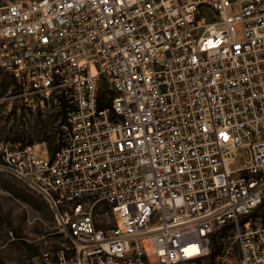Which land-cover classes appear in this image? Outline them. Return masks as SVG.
Instances as JSON below:
<instances>
[{"label": "built area", "instance_id": "obj_1", "mask_svg": "<svg viewBox=\"0 0 264 264\" xmlns=\"http://www.w3.org/2000/svg\"><path fill=\"white\" fill-rule=\"evenodd\" d=\"M0 70L64 103L51 155L0 141L69 243L61 264L191 263L229 224L239 263L264 264V226L240 220L264 198V0L8 1Z\"/></svg>", "mask_w": 264, "mask_h": 264}, {"label": "rangeland", "instance_id": "obj_2", "mask_svg": "<svg viewBox=\"0 0 264 264\" xmlns=\"http://www.w3.org/2000/svg\"><path fill=\"white\" fill-rule=\"evenodd\" d=\"M8 1L13 0H0V5ZM229 11L233 13L235 8L230 7ZM9 80L0 70V141L35 145V149L46 150L51 155L57 146L64 105L50 97L42 102L24 100L12 85L2 92ZM247 158L246 151L239 149L232 166L245 165ZM99 219L103 224L107 221L104 216ZM247 219L251 224L264 226V198L248 217H240L241 221ZM68 247V241L58 232L46 199L23 181L0 170V264H61L60 252L67 260ZM213 250L217 264H240L232 225L216 230L210 239V252ZM208 255L202 258L203 262H207Z\"/></svg>", "mask_w": 264, "mask_h": 264}, {"label": "trees", "instance_id": "obj_3", "mask_svg": "<svg viewBox=\"0 0 264 264\" xmlns=\"http://www.w3.org/2000/svg\"><path fill=\"white\" fill-rule=\"evenodd\" d=\"M9 78H10V77H9ZM10 85H12L13 88H16L15 82H14V80H13L12 78H10V80H9L6 84H4V86L2 87V92H5V89H6L8 86H10ZM62 105H64V103H62ZM21 143H22V142H21ZM215 257H216V252H214V250H213V251H211V252L209 253L207 262H203V261H202L203 259H199V260L196 262V264H217V262L215 261Z\"/></svg>", "mask_w": 264, "mask_h": 264}]
</instances>
